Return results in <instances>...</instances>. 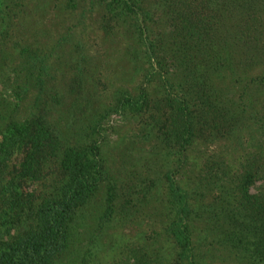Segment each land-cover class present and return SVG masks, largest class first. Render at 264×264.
<instances>
[{"label": "trees", "instance_id": "16d2710c", "mask_svg": "<svg viewBox=\"0 0 264 264\" xmlns=\"http://www.w3.org/2000/svg\"><path fill=\"white\" fill-rule=\"evenodd\" d=\"M91 2L121 61L87 79L79 54L56 83L32 28L75 0H0V264H85L97 245L107 264H202L204 250L264 264V0ZM8 42L18 59L4 70ZM110 114L159 158L119 174L102 145ZM145 206L148 240L103 246Z\"/></svg>", "mask_w": 264, "mask_h": 264}, {"label": "rangeland", "instance_id": "374dc122", "mask_svg": "<svg viewBox=\"0 0 264 264\" xmlns=\"http://www.w3.org/2000/svg\"><path fill=\"white\" fill-rule=\"evenodd\" d=\"M75 2L77 5L72 9H66L65 12H61L59 11L61 9L58 8L54 11L50 15L52 16L54 14L52 17V19H54L53 23L45 22L42 25H36V28L33 27L32 30L34 34L32 36L37 39L36 44L42 46L41 48L43 50L47 49L48 51H52V57L48 59V62L52 61L55 63L53 64L54 82H59V74H62L63 71H65L67 77L73 74L74 70L70 66H75L74 63L79 54L84 55L85 58L82 62H79L78 69L84 71V76L87 79H89L91 75L97 77L99 74L98 78L100 80L104 81L106 79L108 81L113 76L111 70L117 69L114 64L116 62L120 63L121 61L118 59L122 57L120 48L123 47V40L113 31L110 33L108 31L104 32L101 29L99 9L95 4H92L91 0H75ZM61 36L66 38V40H62ZM35 42L33 43L34 45ZM11 44V42L6 43V49L4 50L7 53L1 58L2 61L5 59L3 61L4 70L11 69V65L15 64L18 59L15 52L17 49L11 48ZM8 52L10 53L9 55ZM72 57H74V59ZM57 59H60L61 63H59ZM253 72L259 73L260 70L254 68L252 70V73ZM66 78L65 81H67ZM121 78H125L124 81L121 80L125 86H134L139 83L141 77L140 74L135 75L132 73V75L123 74ZM89 84L83 83V85L88 88L92 87L96 89V86ZM98 86L100 85L98 84ZM63 106H67V104ZM100 124L102 127L101 135L104 137L102 144L103 150L109 151L106 153L109 162L112 160L117 164L119 163L118 160L124 162L117 166L118 169L116 170L119 174L123 173V164H127V167L130 164L133 165L130 169H134L135 171V169H139L138 166L144 159L150 161L152 157L159 158V156L157 157L158 149L152 148L153 146L150 145L153 141L139 136V128L134 124L133 120L126 119L119 114H110L102 120ZM131 142H134V144ZM139 144L142 146H139ZM122 146L123 148L128 146L127 152L130 156L127 154V157H125V152H123L118 158ZM124 160L128 161L125 162ZM148 177L151 178L152 176L149 175ZM176 177L177 174L173 176V179H176ZM151 195H154V193H151ZM149 199L151 200L150 197ZM146 206L140 216L138 214L132 218V220H128V223L123 227L119 228L118 224L115 223L113 229L109 230V232H116V234L113 233L108 238H105V240L102 241L103 246L107 242L116 239H119L120 242L139 238L148 240L147 235H149V231L153 228L152 222H156L157 220H154L155 215H153L149 207L147 210ZM155 219H158V217H155ZM86 222L87 219L84 218V223ZM112 223L113 222L110 224ZM78 245H85V240H82ZM97 249L98 250H95L94 253L89 251V254L86 255L84 260L85 264H107L108 255H106L104 250L98 245ZM202 252V264H222L219 257L221 255H219L220 253L218 251L208 253L204 250Z\"/></svg>", "mask_w": 264, "mask_h": 264}]
</instances>
